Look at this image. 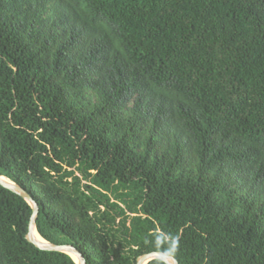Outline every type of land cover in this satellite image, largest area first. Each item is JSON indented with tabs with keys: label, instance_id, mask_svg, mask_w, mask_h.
I'll return each instance as SVG.
<instances>
[{
	"label": "trees",
	"instance_id": "trees-1",
	"mask_svg": "<svg viewBox=\"0 0 264 264\" xmlns=\"http://www.w3.org/2000/svg\"><path fill=\"white\" fill-rule=\"evenodd\" d=\"M0 177L86 264H264V0H0ZM31 214L0 264H76Z\"/></svg>",
	"mask_w": 264,
	"mask_h": 264
},
{
	"label": "water",
	"instance_id": "water-1",
	"mask_svg": "<svg viewBox=\"0 0 264 264\" xmlns=\"http://www.w3.org/2000/svg\"><path fill=\"white\" fill-rule=\"evenodd\" d=\"M0 186L18 195L30 205L32 214L29 220L28 231L26 234V240L30 244L41 251L67 254L73 258L76 264H86L83 255L74 246L52 244L44 241L43 239H41L42 241H40L38 238H36V235H38L36 230V220L39 214L38 204L22 187L4 177H0ZM154 260L161 261L164 264H179L175 258L163 254L162 252H151L143 254L138 257L136 264H148L149 262Z\"/></svg>",
	"mask_w": 264,
	"mask_h": 264
},
{
	"label": "clouds",
	"instance_id": "clouds-1",
	"mask_svg": "<svg viewBox=\"0 0 264 264\" xmlns=\"http://www.w3.org/2000/svg\"><path fill=\"white\" fill-rule=\"evenodd\" d=\"M163 239L173 241V242H175V244H178V238L177 237H173L171 234H167V233L162 234V235L158 234L156 237V246L158 248L160 247ZM163 254H166L169 256L174 255L175 254V247L172 244H169V246L166 249H164Z\"/></svg>",
	"mask_w": 264,
	"mask_h": 264
},
{
	"label": "bare ground",
	"instance_id": "bare-ground-1",
	"mask_svg": "<svg viewBox=\"0 0 264 264\" xmlns=\"http://www.w3.org/2000/svg\"><path fill=\"white\" fill-rule=\"evenodd\" d=\"M36 238H38L40 241H42V240H41L42 238H40V236H39V235H36Z\"/></svg>",
	"mask_w": 264,
	"mask_h": 264
}]
</instances>
